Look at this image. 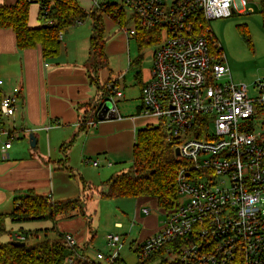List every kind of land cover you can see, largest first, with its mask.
I'll list each match as a JSON object with an SVG mask.
<instances>
[{
    "label": "built area",
    "instance_id": "2783aa9c",
    "mask_svg": "<svg viewBox=\"0 0 264 264\" xmlns=\"http://www.w3.org/2000/svg\"><path fill=\"white\" fill-rule=\"evenodd\" d=\"M118 1L134 24L123 28L128 37H135L138 28L166 31L154 46L142 113L158 117L178 138L183 161L177 172L179 206L165 214L156 233L136 240L132 249L139 259L156 256L165 264H264V140L254 128L264 95L253 98L248 84L233 80L222 46L209 28L214 19L254 13L253 0ZM256 86L264 92L263 81ZM109 88L107 100L115 108L123 89L113 82ZM16 109L17 96L5 95L1 116L11 117ZM10 147L11 140L2 146L4 158ZM88 162L100 166L98 158ZM134 224L135 218L131 229ZM12 236L27 239L20 232ZM66 239L77 245L72 235ZM108 244L110 251L98 252L97 260L114 264L120 258L121 235L109 234ZM77 257L92 259L79 253L70 261Z\"/></svg>",
    "mask_w": 264,
    "mask_h": 264
},
{
    "label": "crops",
    "instance_id": "0c3cea01",
    "mask_svg": "<svg viewBox=\"0 0 264 264\" xmlns=\"http://www.w3.org/2000/svg\"><path fill=\"white\" fill-rule=\"evenodd\" d=\"M16 1L0 0V5ZM77 1L86 10H92L110 0ZM39 15L40 4L33 3L29 20L32 26L40 24ZM91 33L92 21L89 19L69 27L62 34L60 53L54 58L44 59L39 45L22 50L17 46L12 29H0V106L5 95L17 96L15 114L11 117L0 115V214L11 213L17 198L29 189L51 196L54 200L82 197V192L85 195L87 190L84 183L91 184V178L104 182L115 173L111 169L118 164L132 162L137 131L152 124L154 119L158 120L154 115L138 112L142 104V86L153 75V62L146 73V69H142V61L140 64L136 62L137 56L134 61L135 83L129 93L123 88L122 81L126 82L127 75H122L121 68L105 81L101 79L102 82L111 79L123 89V96L117 100L115 108L112 106L116 116L98 117L96 122L88 120L85 128H81L85 113L83 104L100 98L101 94L90 84L86 69ZM114 33L106 46V53L126 60L136 39L128 37L125 31ZM138 70L141 71L139 78L136 76ZM31 136L35 138V146L31 144ZM9 140L11 147L4 158L1 148ZM74 143L79 148L80 159L84 161L79 168L70 164L73 151L69 152L68 147ZM94 158L100 160L99 167L88 162ZM136 199L138 206L146 201ZM144 219L146 227L142 237L159 230L151 214ZM35 224L36 221L13 222L8 217L5 227L12 234L21 229L31 233L44 229Z\"/></svg>",
    "mask_w": 264,
    "mask_h": 264
},
{
    "label": "trees",
    "instance_id": "16d2710c",
    "mask_svg": "<svg viewBox=\"0 0 264 264\" xmlns=\"http://www.w3.org/2000/svg\"><path fill=\"white\" fill-rule=\"evenodd\" d=\"M33 3L40 4V24L37 26H32L29 22L30 6ZM261 4L264 21V0H261ZM101 6L86 10L77 0H17L14 4L0 5V29H12L16 35L17 46L22 50L32 49L39 45L44 59L54 58L60 53L62 46L60 35L69 27L87 19L92 21L86 69L90 84L96 87L101 94L100 98H94L83 104L85 113L81 119V128H85L88 120L95 122L99 120L98 112L111 94L109 84L112 80L102 82L99 74L104 68L110 69L106 53L105 17L112 18L121 28L127 27L129 22L124 10L117 3L108 1ZM241 29L246 33V28L241 27ZM135 39L139 51L136 62L140 64L143 50L161 40V29L138 28ZM140 73L141 71L138 70L137 78ZM142 111L141 104L138 112L142 113ZM178 142V138L170 135L160 123L147 124L139 128L131 165L115 172L108 180L102 182L103 187L98 190L100 196L102 198L152 199L164 214L173 212L180 204L177 172L183 163L182 159L175 154ZM84 186L89 188L90 184L84 183ZM86 194L87 197L90 196L89 193ZM85 195L67 200H54L51 196L40 194L33 189L23 192L17 198L11 213L0 214V235L11 233L10 241H0V264H104L93 259L83 262L78 257L70 261L72 256L85 253L80 252L77 245L71 246L66 239V233L57 230L59 216L77 211V214L86 218L85 198L87 197ZM8 217L13 222L51 219L54 223L52 230L57 232V236L50 239L46 233L47 238L30 244L28 241L29 236L33 234L32 231L21 229L19 232L27 237L26 245L16 246L11 243L16 241L12 232L5 227ZM45 230L48 231V229ZM154 257L156 256L145 260L139 259L136 264H147ZM114 264L127 263L120 257ZM162 264L165 263L162 262Z\"/></svg>",
    "mask_w": 264,
    "mask_h": 264
},
{
    "label": "rangeland",
    "instance_id": "374dc122",
    "mask_svg": "<svg viewBox=\"0 0 264 264\" xmlns=\"http://www.w3.org/2000/svg\"><path fill=\"white\" fill-rule=\"evenodd\" d=\"M110 1L119 3L118 0ZM250 5L255 8L254 13L236 12L228 17L214 19L210 22L209 28L222 46L225 57L224 62L230 65L233 80L235 82L248 84L249 94L251 97L255 98L262 96V94L264 95V92H260L256 86V83H259V81L264 82V21L261 0H253ZM133 25V21L130 20L126 26L131 28ZM105 26L107 44L110 38L115 35V31H124L123 28L109 16L105 17ZM241 27L246 28V33ZM160 29L161 38L163 39L166 37V31L164 28ZM159 42H157V44ZM154 46L155 45L145 48L142 52V69H146V73H148L153 62L152 53L155 50ZM137 56H139V52L134 40L130 57L128 58L127 55L126 60L123 57L116 58L113 53L108 54L110 69L104 68L99 72L102 81H105L109 76L117 73L119 68H121L123 72L122 75H127L126 82L125 80L124 82L122 81L125 86L123 88L129 93L135 83L134 75L136 73V66L134 61ZM130 60L132 62H130ZM138 102L140 104L139 99ZM158 123L159 119H154V122H152V124ZM254 128L257 131H262L261 136L264 140V109H262V106H259L256 111ZM68 149H70L69 152L73 151V159L70 164L75 168H79L84 161L81 160L80 155H78L79 148L77 144H71ZM131 163V161H127L118 164L115 168L111 169V171L119 172L122 168L129 167ZM88 171L93 172L89 169ZM75 172L79 175L77 171ZM90 180L92 183L85 191V193H89L88 195H90L89 197L86 196L87 194L85 195L87 197L85 198L86 218L77 214V211L59 216L57 230L59 232H69L73 235L80 252H84L96 261H98V252L108 253L111 249L108 244V235L120 234L122 239V244L119 246L120 257L127 264H136L139 258L132 249L133 243L139 239H146L155 232L154 231L153 234L149 236L142 237L146 227L144 218L151 214L155 219L153 222H155L156 227L157 225L160 227L165 218L164 212L152 199L146 200L143 202L144 205L140 204L138 206L136 198H102L98 192V190L103 187L101 185L102 181L98 178H91ZM104 180L105 179H103V181ZM81 196H84V192H82ZM142 207L149 208L150 213L145 215L142 212ZM134 218L135 224L131 229ZM118 223H122V227H117ZM35 225L43 227L44 229H40L38 232L35 231L29 236L28 242L30 244L47 238L46 233L50 239L57 236V232L52 230L54 225L53 220H37ZM46 228H48V231L45 230ZM153 230L154 229L151 231ZM10 234L11 233L0 235V241H10ZM147 264H162V259L160 257H154Z\"/></svg>",
    "mask_w": 264,
    "mask_h": 264
},
{
    "label": "water",
    "instance_id": "95a60500",
    "mask_svg": "<svg viewBox=\"0 0 264 264\" xmlns=\"http://www.w3.org/2000/svg\"><path fill=\"white\" fill-rule=\"evenodd\" d=\"M116 116V112L112 107V103L108 100L104 101L101 109L98 112V117L100 119H105V118H114ZM31 138V144L32 146L36 145V141L35 138L33 136L30 137ZM175 154L178 156L180 155L179 149L176 148L175 149ZM12 244L16 245V246H25L26 242H21V241H12Z\"/></svg>",
    "mask_w": 264,
    "mask_h": 264
}]
</instances>
